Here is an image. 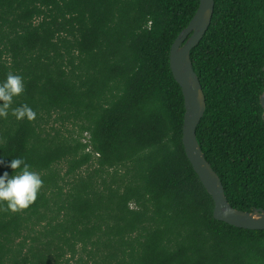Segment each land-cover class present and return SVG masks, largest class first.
I'll use <instances>...</instances> for the list:
<instances>
[{"label": "trees", "instance_id": "obj_1", "mask_svg": "<svg viewBox=\"0 0 264 264\" xmlns=\"http://www.w3.org/2000/svg\"><path fill=\"white\" fill-rule=\"evenodd\" d=\"M198 3L0 0V81L24 84L0 116V173L21 156L43 181L27 208L0 207V264H264V230L215 220L183 150L169 49ZM190 59L204 156L232 207L264 210V0H214Z\"/></svg>", "mask_w": 264, "mask_h": 264}, {"label": "water", "instance_id": "obj_2", "mask_svg": "<svg viewBox=\"0 0 264 264\" xmlns=\"http://www.w3.org/2000/svg\"><path fill=\"white\" fill-rule=\"evenodd\" d=\"M213 10L214 0H199L198 7L189 23L180 31L169 49V67L183 97L181 142L193 171L212 198L214 219L236 228L264 230L262 208L241 211L232 207L227 201L221 180L206 160L196 139L195 130L205 111L206 102L200 81L193 70L190 50L197 45L208 29ZM259 103L264 120V89L259 96Z\"/></svg>", "mask_w": 264, "mask_h": 264}, {"label": "clouds", "instance_id": "obj_3", "mask_svg": "<svg viewBox=\"0 0 264 264\" xmlns=\"http://www.w3.org/2000/svg\"><path fill=\"white\" fill-rule=\"evenodd\" d=\"M24 89L21 75L9 72L0 81V116L7 115L13 98ZM17 119L27 118L31 120L35 116L34 110L27 104H21L11 108ZM0 166H4V160L0 158ZM7 168L12 170L0 173V207L11 212H17L27 208L37 198L43 184L40 174L32 170L23 157L17 156L7 161Z\"/></svg>", "mask_w": 264, "mask_h": 264}, {"label": "rangeland", "instance_id": "obj_4", "mask_svg": "<svg viewBox=\"0 0 264 264\" xmlns=\"http://www.w3.org/2000/svg\"><path fill=\"white\" fill-rule=\"evenodd\" d=\"M57 124H59V122H61L59 119L56 120ZM63 127H61V130L63 133H67L66 129L69 130L71 132V134H76L78 131V127L75 126L73 123H71L68 120H64V124L62 125ZM83 139L82 141L86 140V134H83ZM91 168V167H90ZM55 169L58 171V176H61L65 170H66V163L61 162L60 164H58L57 166H55ZM60 185L61 182H59Z\"/></svg>", "mask_w": 264, "mask_h": 264}]
</instances>
